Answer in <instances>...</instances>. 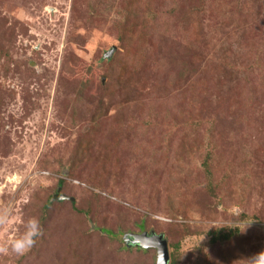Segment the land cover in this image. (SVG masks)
Segmentation results:
<instances>
[{
  "label": "rangeland",
  "instance_id": "374dc122",
  "mask_svg": "<svg viewBox=\"0 0 264 264\" xmlns=\"http://www.w3.org/2000/svg\"><path fill=\"white\" fill-rule=\"evenodd\" d=\"M140 220L264 264V0H0V264H155L92 229Z\"/></svg>",
  "mask_w": 264,
  "mask_h": 264
},
{
  "label": "trees",
  "instance_id": "16d2710c",
  "mask_svg": "<svg viewBox=\"0 0 264 264\" xmlns=\"http://www.w3.org/2000/svg\"><path fill=\"white\" fill-rule=\"evenodd\" d=\"M58 185H59L58 189H60V187L62 185V182H59ZM57 190H56V193L50 194L46 198V200L44 202V205L42 207V213L46 214L47 211L52 207V205L54 203H56V204H62L63 203V201H61L59 199L60 198V194L57 193ZM70 204H71V206L73 205L71 202H70ZM119 227L123 229V227H121L120 225L117 226V228H119ZM92 229L95 232H99L100 236H104V238H107L109 243H111L112 239H114L116 236H120L121 235V237L123 238V236L130 235V234H141V233H144V232L149 233L148 229H146V223L144 222V220H140V223L135 226V229H132V230L131 229L130 230L129 229L128 230L123 229L125 232H129V233H126V234H124L125 232L121 231V229H117V230H115V232H113L112 229H106V228H104V229H95V227H93ZM210 235H211V243L214 242V241H217L218 238H223L224 240H226L229 237V235L223 236V235H220V234H215L214 232H211ZM121 240L122 241H117V244L122 249L124 248L125 250H127V252H131L132 251V250L130 251L129 248H136L135 250L138 251V252H140V251L141 252H143V251L144 252L145 251H154V250H141V249H139L137 247L128 245L127 243H125L123 241V239H121ZM168 248L173 250L172 255L170 254V264H175L176 259H175V257H173V255H174V251H176L178 249V246L174 245V244H168Z\"/></svg>",
  "mask_w": 264,
  "mask_h": 264
},
{
  "label": "water",
  "instance_id": "95a60500",
  "mask_svg": "<svg viewBox=\"0 0 264 264\" xmlns=\"http://www.w3.org/2000/svg\"><path fill=\"white\" fill-rule=\"evenodd\" d=\"M114 48L111 49L105 56L110 57ZM60 200L67 199L64 196H60ZM71 202L73 199H69ZM123 241L130 246L137 247L141 250H154L156 254L155 264H168L169 253L168 244L162 235H156L154 233H141L125 235Z\"/></svg>",
  "mask_w": 264,
  "mask_h": 264
},
{
  "label": "clouds",
  "instance_id": "9594fccd",
  "mask_svg": "<svg viewBox=\"0 0 264 264\" xmlns=\"http://www.w3.org/2000/svg\"><path fill=\"white\" fill-rule=\"evenodd\" d=\"M35 233L33 232V233H31L30 235H34ZM27 243H28V245H31V243H32V241H31V239H29L28 241H27Z\"/></svg>",
  "mask_w": 264,
  "mask_h": 264
}]
</instances>
